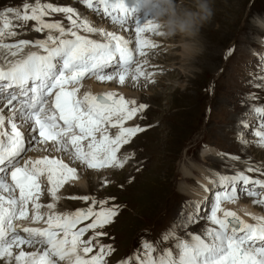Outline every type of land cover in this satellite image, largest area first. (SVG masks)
<instances>
[{"label": "snow or ice", "instance_id": "6c2138e0", "mask_svg": "<svg viewBox=\"0 0 264 264\" xmlns=\"http://www.w3.org/2000/svg\"><path fill=\"white\" fill-rule=\"evenodd\" d=\"M75 2L126 31L129 25L134 26L135 40L93 26L72 6L31 0L17 9L0 12V264H107L106 258L114 251L110 244L100 242L98 238L107 233L98 229L114 221L118 205L106 207V201L93 198L92 206L58 213V193L78 179L77 169L62 158L48 155L26 159L22 164L20 161L34 145H42L44 151L67 155L89 170L122 169L130 156L121 158V149L144 131L138 125H125L146 105L137 106L135 100L114 92H85L80 96V87L90 77L120 85L128 79L133 83L141 78L151 82L152 73L143 70L136 56H146L144 49L157 47L144 38V33H161L158 24L139 14V6H129L127 0ZM52 13L65 14L69 26L47 22L44 17ZM28 22H35L32 30L45 33V38L4 42L5 37L18 35L15 29L26 28ZM81 32L99 34L103 39H92ZM30 44L40 51L24 55ZM257 78L264 81V75ZM246 115L259 123L251 132L254 141L240 136L241 143L254 142L264 148V105L251 107ZM249 127L243 124V128ZM246 171L261 170L249 167ZM45 181L52 200L46 205L39 202ZM212 183L218 190L203 234L188 231L198 219L190 214L155 242H143L142 257L138 253L134 261L121 264H264V216H253L255 223H246L236 212L222 207L225 202L238 200L241 193L252 198L255 205L264 206V179H253L239 171L219 175ZM79 199L87 202L90 197ZM97 204L99 210H94ZM45 207L46 213L41 211ZM29 219L46 227L18 223ZM88 220L91 222L79 226ZM90 230L93 234L85 239ZM178 230L185 235L180 236ZM164 242L170 246L162 247Z\"/></svg>", "mask_w": 264, "mask_h": 264}, {"label": "rangeland", "instance_id": "374dc122", "mask_svg": "<svg viewBox=\"0 0 264 264\" xmlns=\"http://www.w3.org/2000/svg\"><path fill=\"white\" fill-rule=\"evenodd\" d=\"M24 2L31 0H0V12L17 9ZM40 2L75 7L82 18L93 22V26H104L105 31L121 33L125 39L135 40L134 26L129 25L127 31L114 26L75 0ZM131 3L139 6V0H131L129 6ZM210 3L213 16L192 41L180 36L165 38L151 32L143 34L157 45L144 49L146 56H136L143 70L152 73L151 82L141 78L133 83L128 79L120 85L116 81H97L94 77L86 79L94 86L107 84L110 90L119 91L117 96L135 100L137 106L146 105L125 125H138L144 129L121 149L120 156H130L125 166L122 169L89 170L79 162L69 160L70 167L74 166L78 172L89 176L84 178L82 190L64 198V191L70 189V183H67L60 190L63 195L58 194L63 201L55 211L61 213L65 209V212H72L92 206L93 198L97 202L106 201V207L119 206L114 221L98 229L107 233L98 238L100 242L110 244L114 250L106 258L107 264L134 261L138 253L142 257L143 242H155L162 233L174 229L190 214H196L198 219L188 231L203 234V229L209 226L207 217L218 190L212 181L219 175L245 171L253 179H264L261 175L264 172V148L240 140V136H244L254 141L251 132L259 121L246 113L253 106L264 105V81L257 78L264 75L261 72L264 30L253 22L254 17L264 18V0H210ZM54 14H51L50 21L68 23L63 18L65 14ZM34 24L28 22L26 28L15 29L18 35L4 42L16 43L22 39L18 37L29 41L45 38V33L32 30ZM63 25L68 27L69 23ZM81 34L103 39L99 34ZM244 123L251 127L243 128ZM32 150L23 154V161L33 159ZM249 167L261 171L247 172ZM44 194L47 195L46 185ZM86 195L90 197L89 201L79 199ZM237 201L251 203L264 216V206L255 205L245 194L241 193ZM39 202L48 204L43 202L42 196ZM94 210H99V204ZM233 210L237 213L234 207ZM90 222L84 221L79 226ZM92 234L90 230L84 238ZM179 235L183 237L185 233L179 231ZM163 246H170V243L164 242Z\"/></svg>", "mask_w": 264, "mask_h": 264}, {"label": "clouds", "instance_id": "9594fccd", "mask_svg": "<svg viewBox=\"0 0 264 264\" xmlns=\"http://www.w3.org/2000/svg\"><path fill=\"white\" fill-rule=\"evenodd\" d=\"M139 14L158 24L161 36L192 41L213 16V9L210 0H139ZM253 22L264 30V18L254 17Z\"/></svg>", "mask_w": 264, "mask_h": 264}, {"label": "bare ground", "instance_id": "6f19581e", "mask_svg": "<svg viewBox=\"0 0 264 264\" xmlns=\"http://www.w3.org/2000/svg\"><path fill=\"white\" fill-rule=\"evenodd\" d=\"M129 3L131 0H128ZM133 3V1H132ZM131 3V4H132ZM135 3V2H134ZM130 4V5H131ZM133 5V4H132ZM65 6H68V5H65ZM56 14V13H55ZM54 14V15H55ZM64 15V14H63ZM59 15H57L58 17ZM50 18H51V14L44 17V19L47 21V22H54V21H50ZM53 18V17H52ZM63 18H65V16H63ZM58 19H60V17H58ZM66 19V18H65ZM63 24H68L67 22H62ZM104 26L100 27V28H103ZM17 31V30H16ZM118 35H121V33H119ZM18 38H22V39H27V38H24V37H18ZM5 39H14L13 37H5ZM31 41V40H30ZM150 41H153V40H150ZM18 42V41H17ZM7 43V42H6ZM32 51H40L39 49L33 47L31 44L27 47H25L24 49V55L27 54V52H32ZM11 58V57H9ZM169 61V60H168ZM161 63V62H160ZM155 65V64H154ZM153 65V66H154ZM155 77H158V76H155ZM85 92H89L93 95H103V94H106V93H109V92H114V93H117L119 91H112L108 88V85L105 84V83H101L99 84V86H94V85H91L90 83L83 81L82 82V85H81V88H80V93L79 95L82 96L81 94H84ZM121 92V91H120ZM128 92V90L126 91ZM123 93V92H121ZM2 103L3 102H0V106H2ZM7 115V113H5ZM114 129H112L111 131H113ZM114 132V131H113ZM138 136V134L136 135ZM158 144V143H157ZM128 146V145H127ZM147 146V145H146ZM32 152L30 153V155H32L33 159H38V158H42L43 156L45 155H48L49 157H58V158H62V159H65V163H68L69 161V158L67 155H61L60 153H57L55 151H51L50 153L46 152L43 150V146L42 145H34L32 147ZM147 149V148H145ZM149 153V152H148ZM153 157V156H152ZM25 158V156L21 159L23 161V159ZM121 158H123V156H121ZM152 159V158H151ZM72 162V161H71ZM70 163V162H69ZM74 163V162H73ZM80 164V163H78ZM72 167V166H71ZM74 167V166H73ZM84 168V166H83ZM102 170V169H101ZM77 175H78V179L76 180H73V181H70L68 183H70V189L69 191H64L65 194H64V198H66L68 195L70 194H73L74 192H78L80 190H82V185H85L84 183V178L87 179L89 174L88 173H84V174H81L80 172L77 171ZM45 185H46V181H45ZM68 185V184H67ZM47 186V185H46ZM82 192V191H81ZM80 193V192H79ZM18 195V190H17V193ZM58 194L60 195H63V193L60 191ZM5 195H7L5 193ZM42 200L44 203H50L52 202L51 200V197L48 196V195H45L43 194L42 195ZM61 201H63V197H61V199L57 202V206L61 203ZM75 202V201H74ZM41 203V202H40ZM42 204V203H41ZM81 206V205H80ZM225 207V208H224ZM233 207L237 210V213H238V216L240 215L242 220H244L246 223H251V220L253 216H261V213L258 209H256L254 206L251 205V203H243L241 201H234V202H225L224 203V206L223 208L224 209H229V210H233ZM69 209V208H68ZM42 212H47L48 209L45 207V208H42L41 209ZM65 211H67V209H65ZM63 211V212H65ZM184 211V210H183ZM62 212V211H61ZM61 212H58V213H61ZM236 212V211H234ZM30 214H31V211H30ZM18 223L22 224L23 226H30V227H46V225L43 223V222H40L39 224H33L31 222V220H25V221H19ZM204 230V229H203ZM200 232V231H199ZM140 242V241H139ZM27 250H32V249H27ZM127 257V256H126Z\"/></svg>", "mask_w": 264, "mask_h": 264}, {"label": "water", "instance_id": "95a60500", "mask_svg": "<svg viewBox=\"0 0 264 264\" xmlns=\"http://www.w3.org/2000/svg\"><path fill=\"white\" fill-rule=\"evenodd\" d=\"M101 95V94H100Z\"/></svg>", "mask_w": 264, "mask_h": 264}]
</instances>
